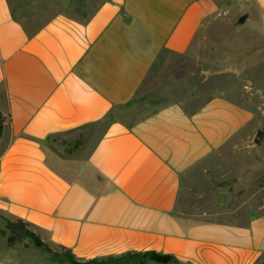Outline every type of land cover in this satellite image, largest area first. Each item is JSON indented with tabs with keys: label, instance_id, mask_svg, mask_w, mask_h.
<instances>
[{
	"label": "crops",
	"instance_id": "crops-1",
	"mask_svg": "<svg viewBox=\"0 0 264 264\" xmlns=\"http://www.w3.org/2000/svg\"><path fill=\"white\" fill-rule=\"evenodd\" d=\"M13 1L0 0V215L79 261L155 252L246 264L264 251V216L194 223L184 198L190 172L212 164L201 174L217 177L251 110L224 94L194 108L192 97L146 114L129 106L164 54L185 55L204 36L216 0H105L82 24L37 28ZM232 1L246 24L258 21L242 34L264 48V0ZM226 162L230 196L239 180Z\"/></svg>",
	"mask_w": 264,
	"mask_h": 264
},
{
	"label": "rangeland",
	"instance_id": "rangeland-1",
	"mask_svg": "<svg viewBox=\"0 0 264 264\" xmlns=\"http://www.w3.org/2000/svg\"><path fill=\"white\" fill-rule=\"evenodd\" d=\"M103 1L105 0L13 2L16 10L21 12L22 20L29 27L37 28L55 17L82 24ZM216 1L219 3V16L213 17L206 24L204 36L195 39L185 55L164 54L129 106L143 109L146 114L176 98L186 101L192 97L193 103L188 107L194 108L211 96L224 94L251 110L249 126L242 133L246 136H238L236 147L223 152L225 162L218 165L220 170L217 177L201 174L203 169L217 166L212 164H205L197 170V174L190 172L186 181L188 195L184 197L189 220L194 223L245 225L251 216H264V48L253 45L256 44L257 36L242 34L245 27H257V20L246 24L245 17L239 22L245 15L232 0ZM248 63L254 66L245 67ZM223 71L226 74L220 73ZM78 143L79 141L69 143V149L73 150ZM228 159L232 161L231 171L236 173L239 180L235 192L230 196L225 186L232 176L226 172L229 168L226 166ZM229 182L233 183L235 180L232 178ZM196 183L202 185L199 191L193 189ZM236 193L241 195L235 197ZM233 198L235 200L232 202ZM2 218L5 217L0 215V264H67L49 260L51 253L60 254L63 250L47 243L38 234L34 233L35 238L43 243L46 252L36 248L29 240L13 242L3 228ZM116 257L118 256L107 258ZM144 264L155 263L146 261ZM246 264H264V251L252 253Z\"/></svg>",
	"mask_w": 264,
	"mask_h": 264
},
{
	"label": "trees",
	"instance_id": "trees-1",
	"mask_svg": "<svg viewBox=\"0 0 264 264\" xmlns=\"http://www.w3.org/2000/svg\"><path fill=\"white\" fill-rule=\"evenodd\" d=\"M245 16L240 19L242 22ZM5 126V119L0 114V136ZM2 224L4 230L9 233L13 242L21 243L25 240H29L34 244L36 248L46 252L43 249V243L35 238L34 233L29 229V225L20 219L10 220L2 218ZM63 253H51L48 256L52 262H65L67 264H144L146 261H151L155 264H180L179 261L171 255H163L155 252H144V253H125L116 258H107L102 260H89L87 262L75 261L71 252L67 249H62Z\"/></svg>",
	"mask_w": 264,
	"mask_h": 264
}]
</instances>
